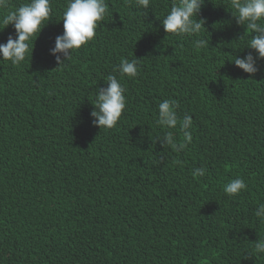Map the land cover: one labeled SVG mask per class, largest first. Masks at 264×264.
Wrapping results in <instances>:
<instances>
[{
    "label": "trees",
    "instance_id": "trees-1",
    "mask_svg": "<svg viewBox=\"0 0 264 264\" xmlns=\"http://www.w3.org/2000/svg\"><path fill=\"white\" fill-rule=\"evenodd\" d=\"M105 2L96 36L66 65L51 50L67 0H51L32 57L0 62V264H264L252 252L264 236L254 215L264 203V60L255 76L232 61L256 54L245 47L252 34L229 0L201 6L207 49L164 30L173 0ZM9 35L12 26L0 44ZM122 58L137 60L135 77L114 71ZM109 74L127 104L105 130L91 112ZM166 99L193 117L180 152L162 136L183 140L179 127L156 124ZM237 177L247 189L229 196Z\"/></svg>",
    "mask_w": 264,
    "mask_h": 264
},
{
    "label": "clouds",
    "instance_id": "clouds-1",
    "mask_svg": "<svg viewBox=\"0 0 264 264\" xmlns=\"http://www.w3.org/2000/svg\"><path fill=\"white\" fill-rule=\"evenodd\" d=\"M135 2L148 8L151 0ZM203 3L204 0H173L170 11L163 19L164 30L181 37L198 36L200 39L194 41V47L207 49L208 42L202 38L205 21L197 19ZM229 6L236 22L245 27L246 34H252L245 47L255 50L256 53H248L242 58L235 56L232 61L244 73L255 76L260 72L258 61L264 60V0H229ZM107 10L105 0H67L62 18L64 33L56 38L55 48L51 50L60 67L71 61L74 52L94 39L96 29L104 20ZM52 11L51 0H26L16 7L10 4V0H0V31L12 26L16 33L15 37L9 35L7 43L0 44V62L7 61L13 66H20L28 57H32V45L50 21ZM114 71H118L121 76L135 77L138 74V62L136 59L129 61L122 58ZM105 81L108 86L96 92L91 116L94 118V126L106 130L114 128L121 119L127 98L126 89L116 75L109 74ZM177 107L175 100L166 99L160 102L156 124L162 129L179 127L183 140L178 141L172 131H165L162 136L167 142L166 148L180 152L192 142L190 129L193 126V117L185 114L180 118ZM205 172V168H197L192 175L202 177ZM246 189L245 180L237 177L225 184L223 191L232 196ZM256 209L258 210H255L254 215L264 223V203L258 204ZM252 252L257 257L264 254V236H259L253 243Z\"/></svg>",
    "mask_w": 264,
    "mask_h": 264
}]
</instances>
